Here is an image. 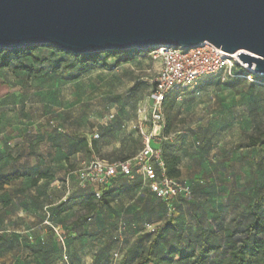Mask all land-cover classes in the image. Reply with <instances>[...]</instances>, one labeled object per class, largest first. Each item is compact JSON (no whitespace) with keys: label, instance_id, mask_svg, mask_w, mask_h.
<instances>
[{"label":"rangeland","instance_id":"374dc122","mask_svg":"<svg viewBox=\"0 0 264 264\" xmlns=\"http://www.w3.org/2000/svg\"><path fill=\"white\" fill-rule=\"evenodd\" d=\"M70 60L39 45L22 61L36 70L32 78L0 69V143L16 145L21 138H36L46 140L41 148L45 151L50 143L73 137L75 170L84 160L117 162L134 156L143 138L132 123L142 121L145 133L152 130L148 96L160 62L148 54L120 65L113 58L108 68L70 80L62 69ZM76 74L73 71L71 76ZM164 115L165 128L175 137L159 143L165 142L166 154L177 152L183 157L182 179L191 182L194 191L180 199L171 217L160 202L151 203L137 193L126 196L135 208L123 213L135 222L121 227L120 213L109 207L94 214L91 222L87 215L81 217L75 227L79 238L75 248L83 250L90 243L92 264H120L127 256L135 263L164 224L178 227V232L166 233L156 254L162 259L169 256L165 264H196L207 246L215 250L206 255L204 264H228V254L238 245L247 223L249 204L264 193V146L247 147L248 137L257 128L264 129V83L205 77L172 95ZM89 136L93 139L90 155L79 152L86 151L83 141ZM183 141L187 147L178 148ZM71 208L82 212V198L71 197ZM100 225L106 228L100 231ZM84 230L91 236L86 241ZM115 253L118 258L113 259Z\"/></svg>","mask_w":264,"mask_h":264},{"label":"water","instance_id":"95a60500","mask_svg":"<svg viewBox=\"0 0 264 264\" xmlns=\"http://www.w3.org/2000/svg\"><path fill=\"white\" fill-rule=\"evenodd\" d=\"M204 43L264 76V0H0V49L91 54Z\"/></svg>","mask_w":264,"mask_h":264},{"label":"crops","instance_id":"0c3cea01","mask_svg":"<svg viewBox=\"0 0 264 264\" xmlns=\"http://www.w3.org/2000/svg\"><path fill=\"white\" fill-rule=\"evenodd\" d=\"M183 91H174L169 95L168 101L172 95ZM6 107L11 108L10 105ZM138 124L139 121L132 123L133 129L139 131L135 128ZM171 136L173 138L175 134L166 137ZM84 141L86 151L79 152H88L90 155L93 152V139L89 136ZM45 142L46 140L43 142L40 139L24 137L16 145L12 141L0 143V175L20 173L23 176L0 190V264H92L90 243L83 250L75 248L79 239L76 237L75 227L81 217L87 215V218H92L103 208L109 207V210L112 208L114 212L120 213L122 227L126 223L135 222L123 215L130 208H135L133 202L129 203L125 199L126 196L137 193L151 203L160 201L143 186L134 184V179H118L119 175L107 186H82L77 170L99 158L88 162L84 160L75 170L73 165L77 160V149L73 137L71 140L61 139L58 143H50L44 151L41 148ZM164 143L153 142V146L163 149ZM186 147L187 143L183 141L178 148ZM174 154L181 158V178H184V159L179 153ZM103 160L108 162V159ZM40 174H48L51 178L41 179L34 184V179ZM133 185L138 186L130 191ZM105 190L114 191L110 197V205L87 214L86 195L99 191L104 193ZM71 197L82 198L83 211L79 214L71 208ZM64 200L68 202L63 204ZM104 228L106 227L103 225L97 227L100 231ZM83 236L86 241V236L91 237L90 231L86 233L84 230ZM85 244L84 242L83 246Z\"/></svg>","mask_w":264,"mask_h":264},{"label":"built area","instance_id":"2783aa9c","mask_svg":"<svg viewBox=\"0 0 264 264\" xmlns=\"http://www.w3.org/2000/svg\"><path fill=\"white\" fill-rule=\"evenodd\" d=\"M150 57L153 61L160 62V69L148 96L152 130L144 133L142 121L135 127L143 135V149L133 159L125 162L93 160L77 174L82 186H107L118 175L131 180L139 176L144 186L168 206L170 216L175 212L174 201L181 196H190L191 188L186 181L167 176L162 150L153 146V142L172 138L163 136L165 100L174 91L194 87L205 77L215 75L223 81L241 78L256 82L255 76L260 75L242 63L237 54H228L209 43L191 49L161 47L152 50ZM98 137L95 135V138ZM95 195L100 198L102 194L99 191Z\"/></svg>","mask_w":264,"mask_h":264},{"label":"trees","instance_id":"16d2710c","mask_svg":"<svg viewBox=\"0 0 264 264\" xmlns=\"http://www.w3.org/2000/svg\"><path fill=\"white\" fill-rule=\"evenodd\" d=\"M48 47L54 50L56 53L64 56H69L71 58L70 61H66L63 64L62 69L64 70V74L67 79L70 80H77L80 76L88 73L94 69H106L108 68L109 60L116 59L117 64H123L130 62L135 56L148 54L152 50H145V51H108V52H101V53H91V54H76L70 53L63 50L58 49L52 45H40ZM38 46L28 47V48H20V49H0V69L1 70H10L14 74H24L28 78H32L36 70L32 67L25 65L22 61L27 60L29 57L32 56V53L37 51ZM39 63V61H37ZM59 70L58 68L56 69ZM56 71V72H57ZM76 71L77 74L71 76V73ZM38 73L41 71L38 70ZM255 81L264 83V76H255ZM168 104V98L165 100L163 108ZM171 105L170 107H172ZM165 113V109H164ZM165 116V115H164ZM169 135V130L165 128L163 130V136L166 137ZM99 136V135H98ZM99 138V137H98ZM96 142V140H94ZM143 143V141H142ZM83 144H86L83 141ZM95 147L96 144L94 143ZM256 146H264V129L257 128L256 132L248 137L247 147H256ZM142 148L131 158L123 159L117 162H110L109 163H118V162H125L128 160L133 159L141 150ZM163 154V159L165 163V171L169 178L176 179V180H183L181 178L182 173L180 170L181 158L174 153L166 154L164 152V148L161 149ZM103 160V159H99ZM106 161V160H103ZM88 164V163H87ZM23 178L20 173L9 174V175H0V190H3L6 186L10 185L11 183ZM50 175L48 174H40L37 178L34 179V184H36L41 179H50ZM125 177L119 175L118 179H124ZM134 184H139L146 188L143 184V180L141 177L136 176L134 179ZM184 181V180H183ZM190 185L191 193L194 191V186L192 183L187 182ZM133 188H136L138 185H133ZM150 192L148 188H146ZM114 191L112 190H105L104 193H101V197L97 198L95 193L86 195V205L85 209L89 213H92L98 208H103L105 206H109L111 203V195ZM156 199H158L154 194L150 192ZM186 197H178L173 205L175 208V212L177 210L178 204L180 199ZM160 204L164 208L165 214L167 217H171L174 215L169 216L168 213V206L158 199ZM68 200H64V203H67ZM249 209V217L247 223L242 229V233L239 239L238 245L233 247L229 254H228V264H264V241L260 239V237H264V193L258 196V198L248 206ZM92 218L89 216L87 218V222H91ZM172 230L174 233L178 232V227L176 225L164 224L154 235L152 240L147 247V250L141 255L138 260L133 264H165L170 262V258H159L156 256L158 250L160 249L162 243L166 238V233ZM44 244V242L42 243ZM215 249L212 247L207 246L201 253V255L197 258L196 264H204L206 255L214 251ZM119 253V252H118ZM118 253L113 255V259L118 258ZM173 254V251L170 253V256ZM128 257V256H127ZM125 257L120 264H131L128 261V258ZM67 261L69 259L67 258Z\"/></svg>","mask_w":264,"mask_h":264}]
</instances>
